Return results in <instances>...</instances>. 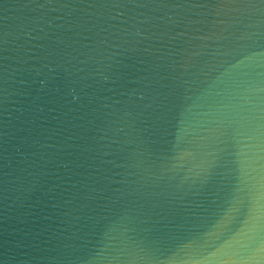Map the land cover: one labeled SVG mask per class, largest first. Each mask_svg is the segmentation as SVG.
Here are the masks:
<instances>
[{
  "label": "water",
  "instance_id": "95a60500",
  "mask_svg": "<svg viewBox=\"0 0 264 264\" xmlns=\"http://www.w3.org/2000/svg\"><path fill=\"white\" fill-rule=\"evenodd\" d=\"M0 264H264V0H0Z\"/></svg>",
  "mask_w": 264,
  "mask_h": 264
}]
</instances>
